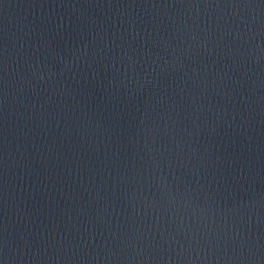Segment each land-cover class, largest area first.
<instances>
[{"label": "water", "instance_id": "1", "mask_svg": "<svg viewBox=\"0 0 264 264\" xmlns=\"http://www.w3.org/2000/svg\"><path fill=\"white\" fill-rule=\"evenodd\" d=\"M0 264H264V0H0Z\"/></svg>", "mask_w": 264, "mask_h": 264}]
</instances>
